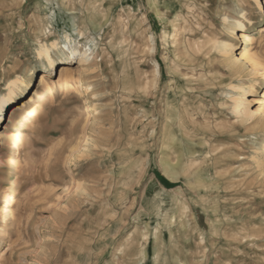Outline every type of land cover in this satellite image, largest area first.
<instances>
[{"label":"rangeland","instance_id":"obj_1","mask_svg":"<svg viewBox=\"0 0 264 264\" xmlns=\"http://www.w3.org/2000/svg\"><path fill=\"white\" fill-rule=\"evenodd\" d=\"M158 1L0 0V209L48 180L87 182L30 249L1 238L0 264H264V126L232 114V86L252 80L216 49L253 21L249 52L264 56V18L255 0ZM68 36L94 54L70 99L59 52L39 55ZM259 80L264 108V67ZM35 160L52 162L44 183L27 176Z\"/></svg>","mask_w":264,"mask_h":264},{"label":"bare ground","instance_id":"obj_2","mask_svg":"<svg viewBox=\"0 0 264 264\" xmlns=\"http://www.w3.org/2000/svg\"><path fill=\"white\" fill-rule=\"evenodd\" d=\"M150 4L157 7L159 5V1L150 0ZM255 10L257 11L258 20L264 18V0H255ZM157 13L159 14L158 7ZM70 14L73 16L76 13L72 11ZM86 26H80V24L73 25L74 30L77 32V35L81 37V39H84V33L88 31ZM253 27V21H249V26H246L243 21L236 20L232 25V34L234 35L233 42H218L216 49L220 58V64L227 71L228 76L236 77L245 75L252 80L247 89L237 85L232 86L234 91L238 90L240 92L239 96L231 97L233 102L232 114L243 126L256 123L264 126V108L255 107L263 104L259 98V87L261 82L259 80V76L261 68L264 67V56L260 51H258V53L254 56L249 52V42L251 41L250 32L252 31L250 28ZM67 42V45H64L63 47H59L57 42L53 43L51 47L42 45L40 47L39 55L45 58L52 66L55 63L54 58L52 57V50L54 51L55 49L59 52L62 57L61 62L64 63L59 74L61 78H64L63 96L64 98L70 99L73 93L77 95L80 94L76 89V80L78 79V75H84L88 72V69L92 68L91 63L93 61L94 54L91 49L79 50L74 48L71 45L73 41L69 36L67 37ZM190 48L193 52L204 50V47L201 45H196L195 48L193 45H190ZM74 64H79L81 67L80 72L77 73L72 71L70 67ZM88 89L89 88H87V90ZM106 124L107 123L102 126L103 130L101 132V138H103L106 133ZM76 144L77 143H72L68 147L61 163L62 172H67L70 169L71 163L78 152ZM262 148H264V146ZM27 166L29 168L27 176L30 177L33 182L41 181L44 183L47 181L45 178L52 175L50 170L52 162L50 160H35L34 162H28ZM165 171L168 173L169 177H172V179H175L178 175L171 166H166ZM51 181L48 180L45 184L50 185L52 184ZM86 184L87 182L85 180L79 181L75 185L73 184V186H71L70 183L66 184L65 182V184H61L63 194L56 191L53 186L43 185L41 188L37 186L38 189L32 193L38 195V198H32L29 200L26 199L22 205L17 207L1 208L0 239H7L9 242V248L17 246L22 249H30L34 244L36 237L40 235L44 236V233L48 229L49 225L65 211L68 201L72 195H77L78 193L81 194V192L86 193ZM43 205L46 206L44 209L47 210V213L44 216L34 214L35 208L42 207Z\"/></svg>","mask_w":264,"mask_h":264}]
</instances>
